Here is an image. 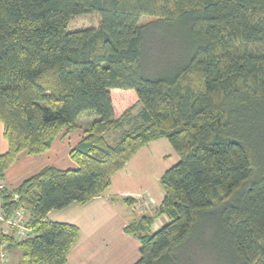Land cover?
<instances>
[{
	"label": "trees",
	"instance_id": "trees-1",
	"mask_svg": "<svg viewBox=\"0 0 264 264\" xmlns=\"http://www.w3.org/2000/svg\"><path fill=\"white\" fill-rule=\"evenodd\" d=\"M166 43L174 63L153 65ZM87 112L76 168L0 191V251L66 264L79 229L47 214L99 197L164 138L178 161L162 203L124 229L140 243L134 264H264V0H0V180ZM20 208L32 235L17 240L3 227Z\"/></svg>",
	"mask_w": 264,
	"mask_h": 264
},
{
	"label": "crops",
	"instance_id": "crops-1",
	"mask_svg": "<svg viewBox=\"0 0 264 264\" xmlns=\"http://www.w3.org/2000/svg\"><path fill=\"white\" fill-rule=\"evenodd\" d=\"M79 140L72 143L69 139H56L49 151L42 155L20 153L14 162L20 166L13 173H10L13 165L6 170L0 185L13 189L45 166L58 168L59 164L67 161L69 151ZM7 147L0 123V154ZM173 152L164 138L149 142L131 157L123 169L112 175L110 186L102 195L86 204L73 203L65 209L52 210L47 214L52 221L73 224L79 229L78 240L66 264H134L138 260L140 243L124 229L142 214H152L162 203L160 178L178 161V155ZM168 157L170 159L167 160ZM67 167L73 166L68 164ZM126 198L135 199L136 203L128 205ZM141 208L144 212L140 211ZM164 220V217L157 218L152 229L161 226Z\"/></svg>",
	"mask_w": 264,
	"mask_h": 264
},
{
	"label": "rangeland",
	"instance_id": "rangeland-1",
	"mask_svg": "<svg viewBox=\"0 0 264 264\" xmlns=\"http://www.w3.org/2000/svg\"><path fill=\"white\" fill-rule=\"evenodd\" d=\"M147 19L146 18H143L142 19V22L146 21ZM171 51L169 49V46L167 45V43L161 47H157V50H156V53L152 52L151 55H150V61L154 62L153 65H157V64H161L162 66H167V65H171L174 63L175 59L176 58H172L171 56ZM174 54V53H173ZM96 118V116L92 113H83L82 115H80V117H78L77 119V125H78V129L76 131H74L73 133H71V135L69 136V138H66V137H63V136H60L58 137L57 139H69L71 140V142L73 143L74 140H78L80 139L82 136H83V130L87 129L88 126L93 122V120ZM111 139H114L115 136H113V134H111ZM67 141V140H66ZM71 142L70 145H71ZM59 143V142H57ZM169 143V142H168ZM73 145V144H72ZM60 147V146H59ZM171 147V146H170ZM62 148V147H61ZM173 150V149H172ZM174 151V150H173ZM174 153V152H173ZM42 155V154H41ZM65 159V158H64ZM67 161H65L64 163H61L59 164V167L60 169H67L69 167L68 164H71L74 168H76V164L74 162H72V160H70V158H66ZM170 159V157L167 158V160ZM175 164V162L173 163V165ZM172 165V166H173ZM20 164H13V168H11L10 170V173H13V171H15V169L17 167H19ZM23 174L24 176H29L28 174L26 173H21ZM142 202V201H141ZM138 208V206H137ZM141 210V209H140ZM142 212V211H141ZM144 212V211H143ZM5 257L4 258H1L0 257V264H17V255L15 253H9V252H3ZM192 257H190V259L188 258L187 261H190ZM195 262V261H194ZM190 264V263H189ZM202 264V263H201ZM204 264V263H203Z\"/></svg>",
	"mask_w": 264,
	"mask_h": 264
},
{
	"label": "built area",
	"instance_id": "built-area-1",
	"mask_svg": "<svg viewBox=\"0 0 264 264\" xmlns=\"http://www.w3.org/2000/svg\"><path fill=\"white\" fill-rule=\"evenodd\" d=\"M3 189V186L0 185V191ZM147 204L148 201H145ZM140 211H143V209L141 208ZM0 219H1V215H0ZM10 229L14 231V237L17 240H22L24 238L29 237L30 235H32V231L31 229L27 226V220L25 218V212L22 208L16 210L12 216L10 217V219L6 222V225L3 227V234H9L10 233ZM0 257L4 258L5 255L3 253V251H0Z\"/></svg>",
	"mask_w": 264,
	"mask_h": 264
}]
</instances>
